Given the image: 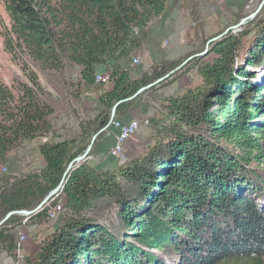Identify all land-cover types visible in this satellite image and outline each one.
<instances>
[{
  "label": "trees",
  "instance_id": "trees-1",
  "mask_svg": "<svg viewBox=\"0 0 264 264\" xmlns=\"http://www.w3.org/2000/svg\"><path fill=\"white\" fill-rule=\"evenodd\" d=\"M171 1L5 0V49L45 71L77 66L87 89L106 66L113 88L99 98V130L118 102L149 84L132 79L124 63L142 51L148 27ZM211 52L212 62L198 59L204 84L167 97L163 116L145 122L153 135L145 155L112 172L87 163L69 172L58 197L30 218L47 217L63 199L61 225L27 264H264V25L243 48L231 35ZM26 71L30 85L17 93L0 82V162L53 133L55 111L38 76ZM142 101L120 104L115 121ZM87 147L41 145L39 171L0 184V222L35 210ZM21 220L0 228V248L10 256L9 235Z\"/></svg>",
  "mask_w": 264,
  "mask_h": 264
},
{
  "label": "rangeland",
  "instance_id": "rangeland-1",
  "mask_svg": "<svg viewBox=\"0 0 264 264\" xmlns=\"http://www.w3.org/2000/svg\"><path fill=\"white\" fill-rule=\"evenodd\" d=\"M216 1L169 2L164 16L154 20L148 27L147 40L142 51L124 63V68L129 71L132 79L140 76L139 80L142 83L149 81L147 85L150 86L146 85L144 88L147 87V90L141 94L142 104L151 115L137 121L140 125L137 134L139 141L136 138L138 143L153 140L150 128L145 122L152 117L163 116L165 107L163 104L166 102L164 99L180 96L204 84L197 72V64L201 59L210 63L216 58L211 52V47H207L208 42L216 38L226 25L232 22L233 17L239 12L238 8L246 2V0L243 3H238L240 0H222L220 3ZM10 30L11 22L5 0H0V82L17 93L23 85H30L26 70L33 71L45 92V101L53 107L55 114L51 120L53 127L51 135L46 139L24 142L10 152L5 161L0 162V184L39 171L43 167L39 147L47 142L64 140L77 141L79 146L90 147L84 163L96 171H114L120 165L118 162L121 158L113 156L115 146L106 145L102 140L113 128L116 129L114 126L116 121L113 120V126L108 127L107 124L99 130L95 129L97 119L104 112L99 98L113 88L109 79L101 83L96 82L93 89H87L81 81V69L77 66L65 62V68L61 72L45 71L25 54L19 53L14 57L6 51L4 45L5 37ZM205 52V56L199 57ZM134 59L139 60L140 64L135 65ZM108 71V68L103 66L98 69L97 74L104 76ZM167 76L168 78L157 83ZM84 134L86 138L82 136ZM132 149L131 151L125 149V156L135 160L136 155L147 153L148 145L139 144L138 150ZM55 203L60 207L63 199H58ZM48 206L49 204L46 207ZM59 207L50 209L47 217L40 220L21 217L22 220L15 225L9 235L15 247L14 253L19 252L20 257L15 254L10 256L0 248V264H27V261L35 260L42 242L54 232L62 219ZM49 212H52L54 217H49Z\"/></svg>",
  "mask_w": 264,
  "mask_h": 264
},
{
  "label": "water",
  "instance_id": "water-1",
  "mask_svg": "<svg viewBox=\"0 0 264 264\" xmlns=\"http://www.w3.org/2000/svg\"><path fill=\"white\" fill-rule=\"evenodd\" d=\"M238 11H237L238 13L236 14V16L233 17L232 22L229 25H226V27L223 29V31L216 38L209 41L207 44V47L210 48L213 44L222 40L226 36L236 35V36L240 37V41L242 42V48H243L256 35L257 30L264 25V0H246L244 5L242 7L240 6L238 8ZM205 54H206V52L203 53L202 55H200L199 57H203V56H205ZM166 78H168V76L164 77L161 80H158L157 83L162 82ZM147 87H150V86L147 85ZM147 87L146 88L143 87L133 97L126 99V100H123L121 102H118L115 105V107L111 111L108 127H110L112 125L113 120L115 119L117 107L122 103L130 102V101L134 100L136 97L141 95L145 90H147ZM146 143L149 147L152 144V141L148 140V141H146ZM135 150H137V148ZM85 152L86 153L79 156L77 159H75L74 161H72L70 163L60 185L54 191H52L35 210H33V211H15V212L9 213L0 222V228L5 223H7L12 217H15V216L32 217L33 215H36L39 212H41L53 199H55L61 193V191L63 189L65 178L67 177L69 172H71L72 170H74V169L80 167L82 164H84V162L86 161L87 155L90 152V147L87 148V150ZM125 153L126 152H124L123 157L118 162V163H120V165L134 162V161L140 159L143 155H145V153H143L142 155L141 154L136 155L137 158L134 160V159H130V158L126 157ZM137 153H139V152H137ZM75 165H76V167L74 168ZM62 219H63V217H62ZM62 219L60 220V223L56 226V228L61 225Z\"/></svg>",
  "mask_w": 264,
  "mask_h": 264
},
{
  "label": "crops",
  "instance_id": "crops-1",
  "mask_svg": "<svg viewBox=\"0 0 264 264\" xmlns=\"http://www.w3.org/2000/svg\"><path fill=\"white\" fill-rule=\"evenodd\" d=\"M220 2H222V0L216 1V3H220ZM243 2H245V0H240L238 3H243ZM136 79L139 80L140 76H137ZM112 87H113V85H112ZM150 115H151V113L148 112V110L144 108L143 104H141L139 107L135 108L134 110H130L119 121L121 124L127 125V124H130L132 122H137L142 118L149 117ZM112 128L113 127H111V129ZM137 134L129 139V141L126 144V149L131 151V150H133L132 148H134V149L137 148V150H138L139 144L141 145V144L146 143V141H142L143 143H141V142L138 143L137 139H136V138H138ZM118 136H119V130L113 128L111 130V132L109 134H107V136L104 137V139L102 140V143L104 142L106 145L115 146L117 139H118ZM134 140H135V143H133ZM138 141H139V138H138Z\"/></svg>",
  "mask_w": 264,
  "mask_h": 264
},
{
  "label": "built area",
  "instance_id": "built-area-1",
  "mask_svg": "<svg viewBox=\"0 0 264 264\" xmlns=\"http://www.w3.org/2000/svg\"><path fill=\"white\" fill-rule=\"evenodd\" d=\"M133 63L135 65H139L140 61L137 59H134ZM104 76H100L97 74L96 82L101 83L104 80L110 79L111 72L109 71L107 73V75H104ZM112 126H113V124H112ZM114 126L116 129L119 130V136H118L117 142L115 144V147H113L114 148L113 149V156H115L117 158H122L123 154L125 152V149H126L127 142L129 141V139L131 137H133L134 135H136L138 133L140 125L138 122H132L130 124L123 125L120 123V121H117L114 124ZM49 217H54V214L52 212H49ZM14 254L16 256L20 257L19 252H15Z\"/></svg>",
  "mask_w": 264,
  "mask_h": 264
}]
</instances>
